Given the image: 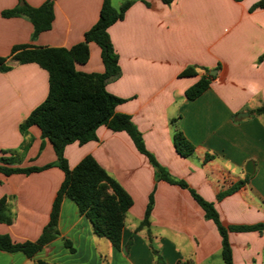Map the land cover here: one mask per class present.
I'll return each mask as SVG.
<instances>
[{"label": "crops", "instance_id": "1", "mask_svg": "<svg viewBox=\"0 0 264 264\" xmlns=\"http://www.w3.org/2000/svg\"><path fill=\"white\" fill-rule=\"evenodd\" d=\"M38 7L46 0H24ZM103 0H55L49 31L32 37L25 17H3L17 0H0V157L14 153L15 168L54 164L51 143L37 126L27 134L19 126L48 92V75L34 63L19 64L13 48H70L98 20ZM132 4L109 34L118 56L119 76L105 89L123 100L115 113L128 115L155 161L186 188L157 178L148 159L125 132L99 126L96 140L64 148L69 168L91 156L129 195L119 249L93 233L76 204L63 198L57 237L33 257L0 251V264H224L221 236L205 217L190 191L211 203L224 226L264 222V6L263 0H123ZM113 0H110L112 6ZM113 7V6H112ZM116 8V7H115ZM192 68L195 76L181 73ZM79 72L102 73L101 52L89 43V59ZM215 71V74L211 73ZM206 73L210 87L194 100L185 91ZM180 131L194 146L181 157L173 135ZM206 159V161H204ZM248 162L253 173L245 172ZM235 192H220L240 181ZM63 181L56 166L40 172L0 173V199L9 197L10 224L0 235L15 243L35 242L49 221L55 195ZM151 200L149 226L137 230ZM70 243L72 250L65 245ZM232 264H264V230L229 232Z\"/></svg>", "mask_w": 264, "mask_h": 264}, {"label": "trees", "instance_id": "2", "mask_svg": "<svg viewBox=\"0 0 264 264\" xmlns=\"http://www.w3.org/2000/svg\"><path fill=\"white\" fill-rule=\"evenodd\" d=\"M173 0H161L169 5ZM238 1V0H236ZM55 0H46L38 7L28 5L24 0H17V5L2 13L3 17H25L33 27L32 37L49 31L54 20ZM132 4L126 1L119 9L111 6L110 0H103L97 22L84 33L83 41L70 48L29 47L13 48L11 54L19 64L34 63L46 71L48 75V92L45 100L24 119L20 133L25 136L30 126H37L42 138L47 139L56 156L54 164L41 168H15L18 161L14 153L0 157V173L4 175L40 172L50 166H56L63 173V181L52 203L49 221L35 242L15 243L8 235H0V251L22 252L28 258L33 257L43 246L54 240L57 235V222L63 198L73 201L81 215L90 222L93 233L107 239L111 245L119 249L125 216L132 205L129 195L112 179L108 173L91 157H84L72 169L68 167L63 156L64 148L78 142L80 145L95 141V131L99 126H106L113 132H125L132 140L139 153L144 155L155 170L158 179L183 188L182 181L172 179L145 149L141 134L131 122L128 115L115 113V107L123 100L105 89L109 81L115 80L119 74L118 56L111 43L108 28L122 20L125 11ZM264 6V0L253 8ZM89 43L96 44L101 52L104 67L102 73L86 74L75 69L76 64H84L89 59ZM5 59L0 57V71H6ZM183 76H195L192 68L181 73ZM214 77L206 73L194 85L185 91L187 100H194L210 87ZM253 114H264V105L253 110ZM176 152L181 157H188L194 152V146L186 140L180 131L173 135ZM206 161V159L204 160ZM245 181L235 183L230 189L220 192L218 199L223 198L242 186ZM191 195L211 220L221 236V256L224 264H232L231 249L228 242L229 232H250L264 230V222L250 226H224L211 203L205 202L195 192ZM9 197L0 199V223L10 224L12 217L8 211ZM151 200L146 207L144 218L137 230L149 226ZM65 245L72 250L70 243ZM37 264H48L38 262Z\"/></svg>", "mask_w": 264, "mask_h": 264}, {"label": "water", "instance_id": "3", "mask_svg": "<svg viewBox=\"0 0 264 264\" xmlns=\"http://www.w3.org/2000/svg\"><path fill=\"white\" fill-rule=\"evenodd\" d=\"M211 74L214 75L215 71H213ZM245 172L248 173V174H252L253 173V166H252L251 162H248L247 165L245 166Z\"/></svg>", "mask_w": 264, "mask_h": 264}, {"label": "rangeland", "instance_id": "4", "mask_svg": "<svg viewBox=\"0 0 264 264\" xmlns=\"http://www.w3.org/2000/svg\"><path fill=\"white\" fill-rule=\"evenodd\" d=\"M123 0H113V2H112V6H113V8H115V9H119V7H120V5H117V2H122Z\"/></svg>", "mask_w": 264, "mask_h": 264}]
</instances>
